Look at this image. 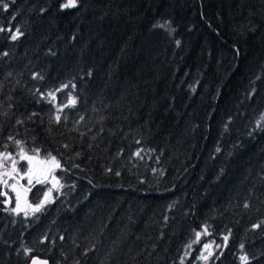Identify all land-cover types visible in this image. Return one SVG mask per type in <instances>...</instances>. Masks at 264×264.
Wrapping results in <instances>:
<instances>
[{"label": "trees", "instance_id": "trees-1", "mask_svg": "<svg viewBox=\"0 0 264 264\" xmlns=\"http://www.w3.org/2000/svg\"><path fill=\"white\" fill-rule=\"evenodd\" d=\"M4 2L0 154L63 187H0V264H183L204 230L209 264H264V0Z\"/></svg>", "mask_w": 264, "mask_h": 264}, {"label": "rangeland", "instance_id": "rangeland-1", "mask_svg": "<svg viewBox=\"0 0 264 264\" xmlns=\"http://www.w3.org/2000/svg\"><path fill=\"white\" fill-rule=\"evenodd\" d=\"M56 94H52L51 98L55 100ZM30 157L31 159H28ZM43 163V172L40 175L33 173L35 168L39 167V164ZM58 163L57 160L52 158H45L38 152H29L25 149H19L15 153H3L0 154V187H3L5 181L9 177H13L10 181L5 184L4 195L8 207L11 211L16 209L17 213H32L35 212L33 209L37 204L30 202L28 198V192L19 184L14 177H18L22 180L23 185L31 186L40 179L46 177L48 169ZM45 183L46 196L42 200L43 208L48 202H52L63 187L60 179L57 178L56 174L53 173L50 180ZM9 192L7 195L6 193ZM41 203V202H40ZM39 203V204H40ZM199 234V235H198ZM196 235L194 241L189 245L186 257L182 260L185 264L186 259H190L191 264H209L212 257L217 250L226 246L228 243V237H223L221 241H216L213 238H209V232L207 230L201 231Z\"/></svg>", "mask_w": 264, "mask_h": 264}, {"label": "snow or ice", "instance_id": "snow-or-ice-1", "mask_svg": "<svg viewBox=\"0 0 264 264\" xmlns=\"http://www.w3.org/2000/svg\"><path fill=\"white\" fill-rule=\"evenodd\" d=\"M14 2V0H13ZM79 3V0H67L66 3H63L61 5L62 9H67V8H72V7H77ZM0 5L3 6V8L5 10H7V8L9 7L8 3H5L4 0H0ZM3 29H0V31H2ZM9 31H11V29H9ZM23 35V33H21L19 31V29H16V31L12 34L11 39L12 40H16L19 36ZM179 43V42H178ZM5 55H7V53H4ZM74 103V102H73ZM57 119H59V117H57ZM257 127H261L260 123H257ZM19 143V142H18ZM138 155V153H137ZM28 159H31L30 157H28ZM53 160H55V158H52ZM57 167H59V164L56 165ZM117 175H119V173H117ZM43 205V202H41L40 204H37L36 207L33 209L34 211H40L41 207ZM247 207V205H245ZM13 211H16V209H13ZM254 227H258V226H254ZM199 235V234H198ZM225 239H227V237H225ZM241 248H243V245H241ZM31 250L30 249H25V254H30ZM242 260H244L245 262L247 261V257H241ZM32 264H48L47 261H41L38 262L37 259L35 257L32 258Z\"/></svg>", "mask_w": 264, "mask_h": 264}, {"label": "water", "instance_id": "water-1", "mask_svg": "<svg viewBox=\"0 0 264 264\" xmlns=\"http://www.w3.org/2000/svg\"><path fill=\"white\" fill-rule=\"evenodd\" d=\"M60 167H61L60 164H59V167H57L56 165H54V166L49 170L48 175H47V178H45L44 180L38 182L37 184H41V183H43L44 181L48 180L49 177H50L51 172H52L53 170H57V169H59ZM7 205H8V204H7ZM33 257H35V258L37 259L38 262H41V261H47L48 264H51L50 260L47 259V258H43V257L37 256V255H35V256H33ZM33 257H32V258H33ZM32 258H31L29 264H32Z\"/></svg>", "mask_w": 264, "mask_h": 264}, {"label": "flooded vegetation", "instance_id": "flooded-vegetation-1", "mask_svg": "<svg viewBox=\"0 0 264 264\" xmlns=\"http://www.w3.org/2000/svg\"><path fill=\"white\" fill-rule=\"evenodd\" d=\"M43 163H40L39 164V167L38 168H35L34 170H33V173L35 172V174H37V175H40V174H42V172H43ZM23 187H24V189L26 190V191H29L28 189H29V186H26V185H23Z\"/></svg>", "mask_w": 264, "mask_h": 264}]
</instances>
